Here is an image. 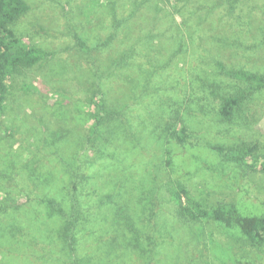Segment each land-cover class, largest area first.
<instances>
[{
	"label": "rangeland",
	"instance_id": "obj_1",
	"mask_svg": "<svg viewBox=\"0 0 264 264\" xmlns=\"http://www.w3.org/2000/svg\"><path fill=\"white\" fill-rule=\"evenodd\" d=\"M25 1L9 27L45 54L0 102V264H264L172 193L264 215V88L227 73L264 78V0Z\"/></svg>",
	"mask_w": 264,
	"mask_h": 264
},
{
	"label": "trees",
	"instance_id": "obj_2",
	"mask_svg": "<svg viewBox=\"0 0 264 264\" xmlns=\"http://www.w3.org/2000/svg\"><path fill=\"white\" fill-rule=\"evenodd\" d=\"M27 9L28 5L25 0H0V102L5 98L8 91L9 84L7 79L10 73L35 65L45 54L41 49L17 37L14 30L9 27ZM227 73L251 82L255 90L264 88V78L259 74L246 70H236ZM105 82H107L106 79ZM91 99L95 105V109L92 112L94 118L93 125H98L103 120L109 119L114 115L115 111L113 109H108L104 106L102 93ZM238 102V97L229 96L224 98L220 109L222 115L225 118L229 117L232 109ZM171 127H173L171 134L179 142H183L186 138V126L179 122L172 124ZM217 148L220 151L223 150L222 147L217 146ZM243 149H246L247 153L253 151L255 146H246ZM232 158L237 159L236 157ZM172 193L179 204L178 213L182 217L189 216L191 219L209 217L223 222L227 226L236 225L252 243L258 244L264 242V215H244L237 209L234 203H221L213 206L211 210L197 207L191 208L188 205L190 200L188 190L181 183H178L172 189ZM195 209L197 212H195Z\"/></svg>",
	"mask_w": 264,
	"mask_h": 264
}]
</instances>
